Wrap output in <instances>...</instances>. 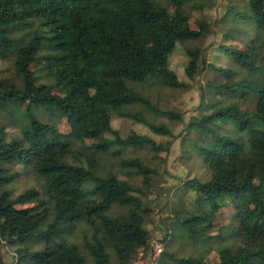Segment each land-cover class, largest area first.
<instances>
[{
  "label": "trees",
  "instance_id": "1",
  "mask_svg": "<svg viewBox=\"0 0 264 264\" xmlns=\"http://www.w3.org/2000/svg\"><path fill=\"white\" fill-rule=\"evenodd\" d=\"M241 1L244 11L228 6L224 19L255 30L243 50H226L244 76L234 80L232 71L208 65L222 77L200 89L209 97L211 112L192 116L185 127L184 140L191 144L185 155L200 159L209 179L186 180L189 196H177L170 207L167 200L156 202L192 239L208 238L218 212L231 206L234 214L220 227L218 244L232 240L237 251L233 255L216 245L213 263L161 253L158 264H264V0ZM214 4L0 0V61L13 66L10 77L0 78V247H17L9 264H132L140 249L150 250L146 224L165 187L158 185L161 173L155 166L139 157L124 158L122 151L148 148L157 155L168 147L136 133L122 138L111 121L131 117L154 133L171 135L166 126L123 112L137 104L183 122L179 112L160 111L144 93L153 87H186L170 67V56L205 35V26L192 29L188 16ZM200 53L185 50L184 72L191 80L200 70L199 57L205 65ZM34 64L40 69L33 70ZM37 108L53 118L40 120ZM62 120L67 133L59 128ZM8 127L17 130L15 136ZM111 156L120 168L141 176L143 187L103 172L101 159ZM15 165L21 171H14ZM24 171L46 193L35 205L17 208L40 197L34 187L16 196L9 188ZM148 195L155 197L148 201ZM34 239L38 247H18ZM5 255L0 250V264H8Z\"/></svg>",
  "mask_w": 264,
  "mask_h": 264
},
{
  "label": "rangeland",
  "instance_id": "2",
  "mask_svg": "<svg viewBox=\"0 0 264 264\" xmlns=\"http://www.w3.org/2000/svg\"><path fill=\"white\" fill-rule=\"evenodd\" d=\"M213 7L205 8L203 11L191 12L188 16V22L192 29L199 30V25L205 26V35L196 40L186 42L184 45L178 46L175 52L170 56V67L176 73L178 79L185 83L186 87L182 89H169L167 87H153L148 92H145V96L148 97L150 103L160 111L172 110L179 112L183 117V122L180 123L177 119L169 120L167 117L161 114H155L152 111L139 105H132L123 109V112L129 116H141L144 120L154 124L163 125L169 128L171 135H162L154 133L144 123L139 122L131 117H113L111 125L113 129L117 130L119 135L124 138L132 133H136L142 136H147L153 139L157 144L163 147H168L164 152L157 155L150 151L148 148H131L127 147L122 151L124 158L139 157L145 162H149L152 166H155L161 173L158 185L165 187L159 192V196L152 207L154 208V214L151 217V221L146 224L147 229L151 233L150 245L159 249L161 253L175 255L178 258H186L191 261H202L205 263H213L218 261V255L214 251H203L205 242L195 243L196 240H192L187 232L181 229L173 219L170 218V212L168 209H159L156 206V202H164L167 200L170 204L176 200V197L183 195L185 198L189 196L187 189L184 185L186 180L199 179L200 181H206L209 179L208 169L200 162L198 158H187L186 147L191 145L184 140L186 133L185 127L192 116L208 115L211 112L210 100L207 94L201 96L200 89L204 88L206 83L222 81L221 75L215 70H212L208 65H212L215 68H221L223 70L228 69L233 72V79L239 80L244 76L243 71L236 65V63L230 58L227 49H239L243 50L248 40L255 36V30L253 26L236 21L235 23L226 21L224 15L228 6H239L241 11H244L243 2L241 0H214ZM170 10H174L171 6ZM228 19V18H227ZM224 46V48H221ZM186 49H200L201 56L204 58L205 65H201V58L199 57V71L194 75V79H189L184 72L185 66L188 62V58L185 54ZM39 64L32 65L33 70L40 69ZM202 67V68H201ZM13 73V66L11 62L0 61V78L10 77ZM47 85H54L52 79L45 80ZM59 95L66 93L65 89H56L54 91ZM217 99V98H216ZM216 101V100H215ZM36 116L42 121H48L51 115H49L43 108H37L35 111ZM53 121V119H51ZM57 123L55 120L53 121ZM60 130L63 133L69 132V127L65 120L58 123ZM226 129L231 128V125H226ZM7 132L11 136H15L17 130L14 127H8ZM191 136V134H189ZM101 170L113 171L118 174V177L122 180L130 182L135 187H143L141 176L135 174L131 170L120 168L117 163V159L114 157H107L101 159ZM14 171H21V166L15 165L12 167ZM23 171V169H22ZM35 188L40 194L39 198H29L23 201L17 206V208H27L35 205L39 199L44 197L46 193V187L36 181V179L27 171L22 172V176L15 180L10 189H13V194L16 196L21 192ZM169 188L168 190H166ZM155 195H148L147 200L154 199ZM227 203L228 200H225ZM234 214V209L231 206L222 207L218 212L215 220V229L208 238L211 237L212 247L218 244V237L220 236L219 229L223 225L230 223V219ZM71 239V238H70ZM198 241V239H197ZM200 241V240H199ZM230 247L234 248V243L229 240ZM40 242L37 239L30 240L26 244L19 245V248L24 250L33 249L38 247ZM236 247V245H235ZM14 248L0 247L4 256V261L10 263L12 261V254ZM237 249V248H236ZM144 253H148L145 252ZM206 253V254H205ZM165 261H170L165 258ZM158 264V262H157Z\"/></svg>",
  "mask_w": 264,
  "mask_h": 264
},
{
  "label": "built area",
  "instance_id": "3",
  "mask_svg": "<svg viewBox=\"0 0 264 264\" xmlns=\"http://www.w3.org/2000/svg\"><path fill=\"white\" fill-rule=\"evenodd\" d=\"M144 251V249H140L138 251L137 256L132 264H157V260L161 251L154 246L152 247L151 245L150 250L145 251L148 253H144Z\"/></svg>",
  "mask_w": 264,
  "mask_h": 264
},
{
  "label": "crops",
  "instance_id": "4",
  "mask_svg": "<svg viewBox=\"0 0 264 264\" xmlns=\"http://www.w3.org/2000/svg\"><path fill=\"white\" fill-rule=\"evenodd\" d=\"M197 239H198V241H197ZM210 239H211V237L210 238H195V239H192L193 241L194 240H196L195 241V243H200V242H205V244H200V245H202L203 246V251L204 250H207L208 252H211V251H214L215 249H214V246L212 247V242L213 241H210ZM200 240V241H199ZM230 242H229V240H226V241H224V242H222V244H221V248L223 249V250H228L231 254H235L236 253V251H237V249H236V247H235V245H234V248H231L230 247ZM211 249H214V250H211ZM216 251V250H215ZM204 252H206V251H204ZM217 253V252H216ZM206 254V253H205ZM217 255H218V253H217ZM218 257V256H217ZM216 262V261H215Z\"/></svg>",
  "mask_w": 264,
  "mask_h": 264
}]
</instances>
